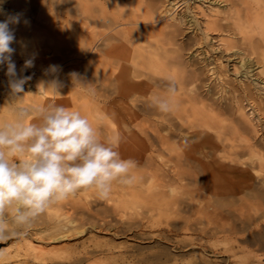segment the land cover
I'll list each match as a JSON object with an SVG mask.
<instances>
[{
	"label": "bare ground",
	"instance_id": "1",
	"mask_svg": "<svg viewBox=\"0 0 264 264\" xmlns=\"http://www.w3.org/2000/svg\"><path fill=\"white\" fill-rule=\"evenodd\" d=\"M167 1L18 0L17 10L10 14H19L27 22L30 14L36 20H49L45 28L39 25L34 31L28 27L30 38L21 40V44L15 39L18 55L33 58L46 48L59 49L70 66L80 68L82 77L89 81L131 82V112L160 116L165 122V135L152 134L165 145L163 174L176 182L196 184V188L207 190L216 186L224 190L212 192L210 203L204 197L193 203L190 192H185L177 202L181 214L177 228L195 235L194 242L185 246L194 249L195 264H240L239 258H247L246 264H264V175L259 174L255 180L251 175L256 170L255 163L264 159V153L256 149L259 144L255 141L253 108L247 112L249 109L236 99L212 98L208 95L211 90H201L202 71L184 58L185 47L180 39L182 16L169 5L173 1ZM194 1L198 3L195 11L202 19V36H211L208 44L216 53V75L227 77L222 68L229 56H234L243 67L255 66L264 75V0ZM175 3H179L177 7L181 3L188 7L185 0ZM4 20L0 18V22ZM45 29L48 37H42ZM173 82L174 93L170 91ZM47 95L32 96L33 104H44L50 100ZM159 103H167L173 110L162 113L152 108ZM132 119L131 126H137L139 121ZM184 131L194 136L183 134ZM172 139L177 142L172 143ZM187 140H196V146ZM178 165L191 174L181 173ZM237 172L246 175L236 179L232 175ZM181 184L183 188L185 184ZM192 210L195 217L190 215ZM45 217L53 222L47 226L49 229L65 227L61 215L47 212ZM218 238L223 240L219 242ZM63 240L61 236L53 239L49 243L54 246L50 248L25 242L24 249L13 255L3 247L0 259L46 264V257L64 252L65 245H56ZM209 253L214 260L207 258ZM221 255L225 258L217 259ZM86 260L88 257L77 259L79 263Z\"/></svg>",
	"mask_w": 264,
	"mask_h": 264
},
{
	"label": "rangeland",
	"instance_id": "2",
	"mask_svg": "<svg viewBox=\"0 0 264 264\" xmlns=\"http://www.w3.org/2000/svg\"><path fill=\"white\" fill-rule=\"evenodd\" d=\"M16 1L18 0L14 2L0 0V18L7 19L16 15L10 14L17 10ZM170 1H173L174 6L172 3L169 4L172 9H175L179 17L182 16L180 39L185 47L184 58L193 68L202 71L199 82L201 90L204 89V92L211 90L208 95L211 94L212 98H233L245 109L252 107L253 111L249 109L247 112H254L251 115L256 118L251 116L257 130L255 141L259 145L256 149L261 152L260 154L264 153V75H261L255 66L243 67L234 56H229L228 62H224L222 68V71H226L227 77H218L215 73L217 69L214 67L216 53L212 51L208 42L211 36L207 35L205 38L200 31L199 25L202 24V19L195 11L198 3L194 0H185L190 9L183 3L177 7V4L179 5L175 3L177 0ZM167 2L169 3V0ZM48 22L49 20H36L34 15L30 14L27 23L20 17V23L11 25L10 28L14 31L16 42L19 39L21 44V40L30 38L29 28L36 31L39 25L42 27L45 25V28ZM44 32L46 34H42V37L45 35L48 37V31L45 29ZM16 42L11 45L16 50L12 59L16 65L19 63L17 68L19 73L27 58L19 57ZM62 53L59 49L46 48L39 57L34 54V67L22 73L30 77L24 85L25 93L29 94L25 95L22 101L13 104H10L13 98L9 94L8 77L5 75L6 66L0 65V120L10 119L16 107L33 104L30 93H36V81L38 84L41 81H56L62 85L60 87L62 95L55 96L48 92L47 97L50 100H45L46 103L79 110L99 129L102 137L118 136L120 138L118 151L121 157L131 158L137 163V167L132 170L136 180L128 186L114 183L107 199L99 198L92 189L79 191L66 201L47 210L50 214L61 215V224L65 227L61 226L58 230L49 229L47 226H52L53 222L44 215L26 236L0 241V253L5 250L3 247H7L10 255L16 251L21 252L25 242L50 248L54 244L49 242L61 236L64 240L56 245H65L64 252L60 250L55 254L56 257L54 255L46 257V264H195L194 249L185 248L194 242L195 235L177 228L181 215L178 212L177 202L185 192H190L193 195V203L203 197L205 202L210 203L212 192L224 190L216 186H210L207 190L203 187L196 188L198 185L186 180L176 182L175 179L165 176L163 174L164 159L167 156L165 145L158 137L152 135L157 133L163 136L167 132L165 122L160 116H149L140 111L131 112V82L89 81L82 77L80 68L70 66L68 59ZM53 65L57 66L56 70L49 71L50 66ZM238 80L242 82L245 91L241 90ZM131 119L138 120L139 124L131 126ZM183 134L194 136L189 131H184ZM150 137L154 140L150 141ZM171 142L175 143L177 140L172 139ZM187 142L195 146L197 144L196 140H187ZM261 162L255 163L257 171L254 170L251 174L253 180L260 177L259 174L264 175L261 173L264 170H260L264 167V162ZM166 164L171 163L167 161ZM178 168L183 174H191L179 165ZM235 174L232 176H236V179L246 175L243 172ZM181 183L185 184L183 188L180 186ZM225 184L226 182L221 185ZM190 215L195 217V211L192 210ZM8 219L11 220V216ZM220 239L222 238H218L219 242ZM83 257H88V260L79 263L77 259ZM207 258L215 259L210 253ZM223 258H225L223 255L217 257V259ZM245 260L248 259L239 258L238 263L241 261L240 264H244ZM20 261L22 262V259H0V264H23Z\"/></svg>",
	"mask_w": 264,
	"mask_h": 264
},
{
	"label": "clouds",
	"instance_id": "3",
	"mask_svg": "<svg viewBox=\"0 0 264 264\" xmlns=\"http://www.w3.org/2000/svg\"><path fill=\"white\" fill-rule=\"evenodd\" d=\"M19 23V14L0 22V65L6 66L10 104L29 94L24 85L30 77L22 73L34 67V58H27L18 73L12 59L16 50L10 25ZM60 87L56 81H41L30 94L60 96ZM170 91H176L174 82ZM152 108L173 110L167 103ZM119 142L118 136L102 137L87 116L71 107L35 103L14 108L10 119L0 120V241L26 236L50 207L81 190L92 189L107 199L114 183L132 185L137 163L121 157Z\"/></svg>",
	"mask_w": 264,
	"mask_h": 264
}]
</instances>
